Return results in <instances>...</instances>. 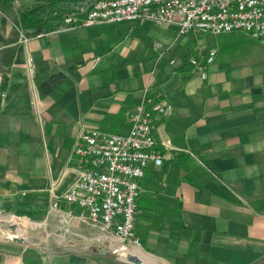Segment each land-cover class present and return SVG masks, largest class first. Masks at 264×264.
Instances as JSON below:
<instances>
[{
    "label": "crops",
    "instance_id": "obj_1",
    "mask_svg": "<svg viewBox=\"0 0 264 264\" xmlns=\"http://www.w3.org/2000/svg\"><path fill=\"white\" fill-rule=\"evenodd\" d=\"M47 1L0 0V212L49 214L52 192L80 167L81 129L124 134L128 112L160 94L172 108L153 124L155 150L176 154L149 162L139 181V248L156 264H264V46L242 31L180 35L151 21L61 22L19 41V11ZM57 207L80 212L61 199ZM78 236L69 241L95 242ZM96 246L0 239V264H131L119 255L135 254Z\"/></svg>",
    "mask_w": 264,
    "mask_h": 264
},
{
    "label": "built area",
    "instance_id": "obj_2",
    "mask_svg": "<svg viewBox=\"0 0 264 264\" xmlns=\"http://www.w3.org/2000/svg\"><path fill=\"white\" fill-rule=\"evenodd\" d=\"M123 21L174 25L180 35L242 31L264 46V0H92L87 7H77L65 14L62 24L72 29ZM16 30L22 42L43 34H26L17 25ZM215 53V48H209L205 62L210 63ZM188 62L201 69L204 76L203 66L194 56ZM29 64L32 66V61ZM171 108L160 94H155L128 112L131 126L124 134L81 129L72 147L80 167L65 190L59 194L52 192L49 214L78 224V230L80 226L86 228L88 234L81 233V237L90 241L115 242L124 249L139 247L135 234L139 181L149 162L161 165L164 159L176 154L157 152L152 132L154 122L169 114ZM60 199L80 212L60 211Z\"/></svg>",
    "mask_w": 264,
    "mask_h": 264
},
{
    "label": "rangeland",
    "instance_id": "obj_3",
    "mask_svg": "<svg viewBox=\"0 0 264 264\" xmlns=\"http://www.w3.org/2000/svg\"><path fill=\"white\" fill-rule=\"evenodd\" d=\"M212 35V34H211ZM196 67V66H195ZM202 72V71H201ZM0 214L5 215L4 213L0 212ZM17 216V217H15ZM14 217L17 219V222L22 223L20 219H25L34 224L27 225L25 227V231L21 230L17 224L9 223L6 219H0V235H10L17 233V230L22 232V236L25 238L26 241L29 242V245L33 244L34 246H38L39 248L50 249L52 251H61V250H79L83 251L85 249L95 248L96 242L82 244L80 242H70L69 239L72 240H79L78 233H83L82 230L78 231V224L75 223H67L62 219L59 220L57 217L51 216L50 214H46L45 216L33 219L31 217L22 216V215H15ZM36 224V225H35ZM87 235L88 231L85 229ZM83 233V234H84ZM63 239V240H62ZM66 239V241H65ZM62 240V241H60ZM31 243V244H30ZM102 248H115L116 251L118 250V243L108 241H102L101 243ZM98 248V246H96ZM129 249V248H128ZM133 250V249H130ZM118 252V251H117ZM131 253V252H127ZM137 255V254H136ZM119 257L123 259V255H119ZM142 259V258H141ZM125 261V260H124ZM149 256H147V260L144 258L142 259L143 264H152L150 261Z\"/></svg>",
    "mask_w": 264,
    "mask_h": 264
},
{
    "label": "trees",
    "instance_id": "obj_4",
    "mask_svg": "<svg viewBox=\"0 0 264 264\" xmlns=\"http://www.w3.org/2000/svg\"><path fill=\"white\" fill-rule=\"evenodd\" d=\"M80 4L71 1L50 0L19 11L16 25L26 34L50 31L60 25L63 16Z\"/></svg>",
    "mask_w": 264,
    "mask_h": 264
},
{
    "label": "bare ground",
    "instance_id": "obj_5",
    "mask_svg": "<svg viewBox=\"0 0 264 264\" xmlns=\"http://www.w3.org/2000/svg\"><path fill=\"white\" fill-rule=\"evenodd\" d=\"M0 219H6L9 223L13 222L12 224H17V226L21 229V230H26L25 227L27 225H30V224H34L33 222H30L28 220H25V219H20V221H22V223L20 222H17V219L13 216V215H0ZM36 225V224H35ZM17 233L19 235H23L21 234L22 232L19 233V231L17 230ZM121 251L123 252H132V253H135L137 254L140 258H144L145 260H147V255L145 253L142 252V250L139 248V247H133V250L132 251H129L126 249H121ZM151 264V263H150ZM152 264H156V262H152Z\"/></svg>",
    "mask_w": 264,
    "mask_h": 264
},
{
    "label": "water",
    "instance_id": "obj_6",
    "mask_svg": "<svg viewBox=\"0 0 264 264\" xmlns=\"http://www.w3.org/2000/svg\"><path fill=\"white\" fill-rule=\"evenodd\" d=\"M11 226H14L11 224ZM1 240H8V241H14L22 243L24 242L25 238L22 235H19L18 233L10 234V235H0ZM126 262H129L131 264H143L142 259L135 254H129L124 256L123 258Z\"/></svg>",
    "mask_w": 264,
    "mask_h": 264
}]
</instances>
